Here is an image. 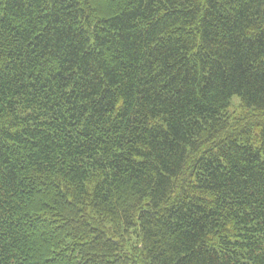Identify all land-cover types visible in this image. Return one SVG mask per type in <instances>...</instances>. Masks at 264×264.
<instances>
[{"label": "trees", "instance_id": "1", "mask_svg": "<svg viewBox=\"0 0 264 264\" xmlns=\"http://www.w3.org/2000/svg\"><path fill=\"white\" fill-rule=\"evenodd\" d=\"M0 264H264V0H0Z\"/></svg>", "mask_w": 264, "mask_h": 264}]
</instances>
